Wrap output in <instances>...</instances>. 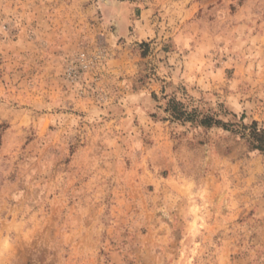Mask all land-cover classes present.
<instances>
[{"label": "rangeland", "instance_id": "374dc122", "mask_svg": "<svg viewBox=\"0 0 264 264\" xmlns=\"http://www.w3.org/2000/svg\"><path fill=\"white\" fill-rule=\"evenodd\" d=\"M254 123L264 0H0V264H264Z\"/></svg>", "mask_w": 264, "mask_h": 264}, {"label": "trees", "instance_id": "16d2710c", "mask_svg": "<svg viewBox=\"0 0 264 264\" xmlns=\"http://www.w3.org/2000/svg\"><path fill=\"white\" fill-rule=\"evenodd\" d=\"M170 108H173V116L177 120H182L184 122L191 121L195 122L198 121L196 118H194L193 114L183 109L182 105L179 104L176 101H171L169 104ZM199 123L202 124L205 127H212L214 125L222 124L221 121H213V118L211 117H205L202 120H199ZM225 125V124H223ZM226 127V125H225ZM250 133H249V141H251L252 147L254 149H257L261 152H264V130L258 129L257 124L254 123L250 127Z\"/></svg>", "mask_w": 264, "mask_h": 264}]
</instances>
